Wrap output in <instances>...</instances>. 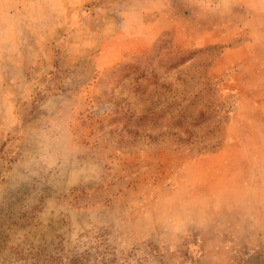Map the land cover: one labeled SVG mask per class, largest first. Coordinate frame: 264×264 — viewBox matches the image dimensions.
I'll use <instances>...</instances> for the list:
<instances>
[{"label": "rangeland", "instance_id": "rangeland-1", "mask_svg": "<svg viewBox=\"0 0 264 264\" xmlns=\"http://www.w3.org/2000/svg\"><path fill=\"white\" fill-rule=\"evenodd\" d=\"M0 232L264 264V0H0Z\"/></svg>", "mask_w": 264, "mask_h": 264}, {"label": "trees", "instance_id": "trees-1", "mask_svg": "<svg viewBox=\"0 0 264 264\" xmlns=\"http://www.w3.org/2000/svg\"><path fill=\"white\" fill-rule=\"evenodd\" d=\"M0 232V264H62L59 258L45 253L41 247H34L32 244L14 243L10 244V235H1ZM3 234V233H2ZM71 264H81L75 259Z\"/></svg>", "mask_w": 264, "mask_h": 264}]
</instances>
